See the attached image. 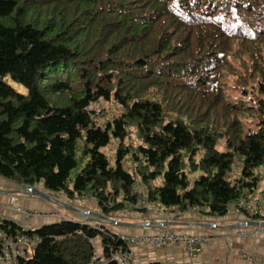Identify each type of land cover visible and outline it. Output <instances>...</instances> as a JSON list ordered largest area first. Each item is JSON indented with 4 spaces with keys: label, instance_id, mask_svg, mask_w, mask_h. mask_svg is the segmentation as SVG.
<instances>
[{
    "label": "trees",
    "instance_id": "16d2710c",
    "mask_svg": "<svg viewBox=\"0 0 264 264\" xmlns=\"http://www.w3.org/2000/svg\"><path fill=\"white\" fill-rule=\"evenodd\" d=\"M99 101L119 110L95 116ZM263 170L264 0H0L1 176L110 219L137 181L164 209L221 216ZM107 225L27 229L38 241L16 264H94L98 236L109 258L126 246Z\"/></svg>",
    "mask_w": 264,
    "mask_h": 264
},
{
    "label": "crops",
    "instance_id": "0c3cea01",
    "mask_svg": "<svg viewBox=\"0 0 264 264\" xmlns=\"http://www.w3.org/2000/svg\"><path fill=\"white\" fill-rule=\"evenodd\" d=\"M40 190L46 198L36 194L26 193L25 185L0 175V217L16 223L25 229H33L39 225L47 224L62 218L75 221H83L82 214H90L91 219L97 217L99 208L86 210L87 207L75 204L76 197H68L61 192H52L43 189L40 184L32 185ZM262 188V187H259ZM10 196H15L13 208L20 206L28 211H38L41 215H31L24 218L23 215L14 211L8 205ZM74 200V201H73ZM76 202V201H75ZM66 209L60 211L59 206ZM52 213V214H50ZM117 218L112 229L121 234L135 233H156L161 227L167 226L170 230L182 234H204L212 236L210 242L200 245V250L191 258L186 254L181 244L164 245L156 247L151 244H128L134 259L139 264L149 261L158 264H191V260L197 264H254L241 256L242 253L249 254L252 261L264 263V233L257 236L239 235L235 232L246 222L253 225L256 218L246 217L242 210L233 208L232 203L228 210L221 216L203 214L194 209L177 211L175 209H164L147 205L141 210L126 208L110 214L109 218ZM90 220L94 222L97 219ZM89 221V222H90ZM109 227V228H110ZM94 251L101 254L100 237L93 239ZM1 264H11L9 261H2Z\"/></svg>",
    "mask_w": 264,
    "mask_h": 264
},
{
    "label": "built area",
    "instance_id": "2783aa9c",
    "mask_svg": "<svg viewBox=\"0 0 264 264\" xmlns=\"http://www.w3.org/2000/svg\"><path fill=\"white\" fill-rule=\"evenodd\" d=\"M90 108L91 106H87ZM26 193L32 194V189L25 185ZM15 196H10L8 199V205L13 208V202ZM233 208L236 210H245L250 217H256L257 223L249 225L246 222L241 224L235 234L257 236L264 233V188H259L251 193L240 194L234 201L231 202ZM195 211H200L202 208L200 205L191 207ZM14 211H17L23 215L24 218H29L31 215H41V212L26 210L20 206H15ZM52 214V213H50ZM100 222H105L99 220ZM107 223V222H106ZM114 221L110 226L114 225ZM1 224V222H0ZM111 228V227H110ZM112 229V228H111ZM115 231L114 229H112ZM119 234V238L122 243L127 246L128 244H151L156 247L164 245L181 244L186 251V254L191 258L199 250L201 244L210 242L212 236L204 234H182L175 230H170L167 226L161 227L156 233H126ZM38 241V237L33 233L27 232V229L20 226L13 235L7 236L5 233L0 231V264L2 261H9L11 264H16L18 257H28V254H32V249ZM241 256L247 261L254 264H264L256 261H252L251 256L246 253H242ZM114 260V264H139L133 257L130 249L125 248L123 251L111 253V256L104 257L103 254L95 253L91 257V262L94 264H105L106 260ZM191 264H197L191 260Z\"/></svg>",
    "mask_w": 264,
    "mask_h": 264
},
{
    "label": "rangeland",
    "instance_id": "374dc122",
    "mask_svg": "<svg viewBox=\"0 0 264 264\" xmlns=\"http://www.w3.org/2000/svg\"><path fill=\"white\" fill-rule=\"evenodd\" d=\"M8 83L9 84H11L12 86H15L14 84H12V82L10 81H8ZM91 108H93V110L95 111V116L97 115V114H100V113H107V111L109 112V114L110 113H112V114H114V113H117V111L119 110V108L118 107H115L114 105H112V104H109V103H104V102H102V101H99V102H96V103H91ZM116 146H117V142H116V140L115 139H110V142H108V144L107 145H105V146H103V147H101L100 148V150H101V152L104 154V155H106V158H107V160H108V162H109V164L111 165V166H113L114 164H115V151H116ZM128 163V162H127ZM122 165L124 166V168H125V165H126V163H125V160H122ZM80 166V162L79 161H77V165L75 166V168H74V170L73 171H70L71 173H70V176L71 177H73V175H74V171H76L77 170V168ZM263 174H264V170H263ZM134 186H135V191H139V195H138V199H137V203L136 204H129L128 203V207L127 208H131V209H137V210H141V208H143L144 206H147V205H153V206H156V204L155 203H153V202H150V201H146L145 199H144V188L143 187H145V185H142V184H140V183H138V181L137 182H135L134 183ZM259 187H262V188H264V175H263V178L261 179V181H260V184H259ZM63 193V192H62ZM74 197H76L77 198V200H73L74 201V203L75 204H79L81 207L83 206L84 207V209H85V207H87L86 208V210L88 209V210H92V209H94L95 210V208H96V210H97V204L95 203V201L94 200H92V199H90V198H88V197H83V196H74ZM58 206H59V204H58ZM60 211H63L64 213L66 212V209L65 208H61L60 206H59V208H58ZM124 210H126V209H124ZM123 210V211H124ZM98 214H100V210H98ZM91 217L92 216H90V214H82L81 215V218L82 219H84L83 221H85V222H89L90 220H88V219H91ZM114 218V217H113ZM94 219H97V220H99L100 218L97 216V217H95ZM94 219H91V220H94ZM117 219V218H116ZM100 220H102V219H100ZM113 220V219H112ZM95 222V221H94ZM94 222H91L90 221V224H94ZM110 222H111V224L113 223V221H111L110 220ZM109 222V223H110ZM116 222V221H115ZM108 227H110L109 225H107ZM31 254L29 253L28 254V256H30Z\"/></svg>",
    "mask_w": 264,
    "mask_h": 264
},
{
    "label": "water",
    "instance_id": "95a60500",
    "mask_svg": "<svg viewBox=\"0 0 264 264\" xmlns=\"http://www.w3.org/2000/svg\"><path fill=\"white\" fill-rule=\"evenodd\" d=\"M31 189H32V194H36V195H38V196H41V197L46 198L47 194L45 195L44 193H42L40 190L36 189V188L33 187V186H31ZM97 216H98L100 219H102V221H105V222H107V223H109L110 220L115 222V220H112L111 218H110V219H107V218L103 217L101 214H97ZM100 219H99V220H100ZM253 223L256 224L257 222L253 221Z\"/></svg>",
    "mask_w": 264,
    "mask_h": 264
}]
</instances>
